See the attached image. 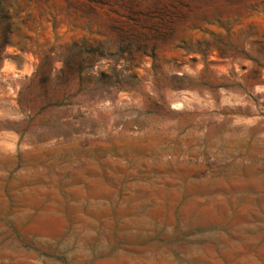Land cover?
<instances>
[{"label": "rangeland", "instance_id": "obj_1", "mask_svg": "<svg viewBox=\"0 0 264 264\" xmlns=\"http://www.w3.org/2000/svg\"><path fill=\"white\" fill-rule=\"evenodd\" d=\"M262 88L264 0H0V264H264Z\"/></svg>", "mask_w": 264, "mask_h": 264}, {"label": "crops", "instance_id": "obj_2", "mask_svg": "<svg viewBox=\"0 0 264 264\" xmlns=\"http://www.w3.org/2000/svg\"><path fill=\"white\" fill-rule=\"evenodd\" d=\"M13 107L12 99L9 104ZM0 190L4 188L6 181L9 177H14L17 172L28 171L25 155L27 153H40L41 147L35 143L33 146H27L25 140L30 133L22 131V125L25 123L23 116H16L14 112H7L5 106H0ZM26 124V123H25ZM117 152H116V151ZM113 150L112 147L98 146L82 150L80 148L71 147L62 154L67 157L79 158H97V157H110L111 153H118L124 157L125 150L120 148ZM36 167L40 166L39 162L35 163ZM101 166H97L100 169ZM2 191H0V194Z\"/></svg>", "mask_w": 264, "mask_h": 264}, {"label": "clouds", "instance_id": "obj_3", "mask_svg": "<svg viewBox=\"0 0 264 264\" xmlns=\"http://www.w3.org/2000/svg\"><path fill=\"white\" fill-rule=\"evenodd\" d=\"M258 91H264V88H262V89H258Z\"/></svg>", "mask_w": 264, "mask_h": 264}]
</instances>
